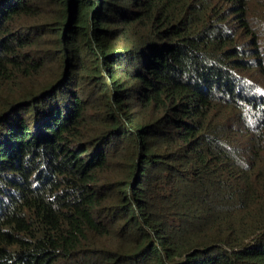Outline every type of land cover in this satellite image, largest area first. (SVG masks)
Here are the masks:
<instances>
[{
    "label": "trees",
    "instance_id": "16d2710c",
    "mask_svg": "<svg viewBox=\"0 0 264 264\" xmlns=\"http://www.w3.org/2000/svg\"><path fill=\"white\" fill-rule=\"evenodd\" d=\"M0 264H264V0H0Z\"/></svg>",
    "mask_w": 264,
    "mask_h": 264
}]
</instances>
